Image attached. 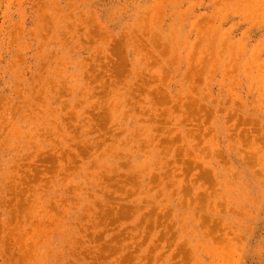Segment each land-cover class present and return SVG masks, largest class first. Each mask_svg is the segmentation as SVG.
<instances>
[{"label":"rangeland","instance_id":"374dc122","mask_svg":"<svg viewBox=\"0 0 264 264\" xmlns=\"http://www.w3.org/2000/svg\"><path fill=\"white\" fill-rule=\"evenodd\" d=\"M0 264H264V0H0Z\"/></svg>","mask_w":264,"mask_h":264}]
</instances>
